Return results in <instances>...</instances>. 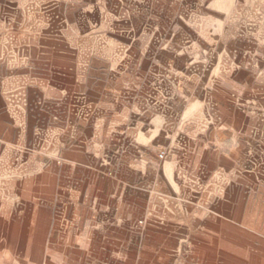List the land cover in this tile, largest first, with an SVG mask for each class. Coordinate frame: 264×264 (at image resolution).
Wrapping results in <instances>:
<instances>
[{
    "label": "crops",
    "instance_id": "1",
    "mask_svg": "<svg viewBox=\"0 0 264 264\" xmlns=\"http://www.w3.org/2000/svg\"><path fill=\"white\" fill-rule=\"evenodd\" d=\"M165 1L0 0V264H264V16Z\"/></svg>",
    "mask_w": 264,
    "mask_h": 264
},
{
    "label": "rangeland",
    "instance_id": "2",
    "mask_svg": "<svg viewBox=\"0 0 264 264\" xmlns=\"http://www.w3.org/2000/svg\"><path fill=\"white\" fill-rule=\"evenodd\" d=\"M102 2L113 6L109 8L107 15L109 18H114L118 14L117 5L127 3L129 0H102ZM165 2L178 4L185 18L195 15L205 22L219 23L224 33H228L229 36L234 31L229 28L230 22H237L238 28H235V31L239 32L243 30L239 27L245 21H258L260 16H264V0H166ZM259 164H261L260 160L252 159L250 172L253 178H264V173H260ZM139 221L135 226L139 225ZM145 226H148L146 221Z\"/></svg>",
    "mask_w": 264,
    "mask_h": 264
},
{
    "label": "built area",
    "instance_id": "3",
    "mask_svg": "<svg viewBox=\"0 0 264 264\" xmlns=\"http://www.w3.org/2000/svg\"><path fill=\"white\" fill-rule=\"evenodd\" d=\"M164 157H165V153H161V154H160V158H161V159H164Z\"/></svg>",
    "mask_w": 264,
    "mask_h": 264
}]
</instances>
